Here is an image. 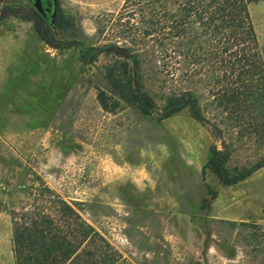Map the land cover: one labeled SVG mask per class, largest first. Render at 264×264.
I'll use <instances>...</instances> for the list:
<instances>
[{
    "label": "rangeland",
    "instance_id": "1",
    "mask_svg": "<svg viewBox=\"0 0 264 264\" xmlns=\"http://www.w3.org/2000/svg\"><path fill=\"white\" fill-rule=\"evenodd\" d=\"M7 1L26 2L0 0V7ZM144 1L56 5L71 24L63 37L126 46L137 55L144 91L159 110L148 117L126 105L115 112L99 105L97 88L106 90L111 58L87 66L76 50L48 48L29 23L0 24V264H14L11 212L29 208L45 186L81 210L125 264H264V168L234 186L203 169L211 145L230 146L235 173L260 160L262 113L219 105L224 83L209 56L213 43L203 37L189 44L197 24L186 40L144 36ZM182 2L159 0L155 7L179 14ZM248 12L263 46L264 0ZM185 91L206 123L186 108L160 119L166 102Z\"/></svg>",
    "mask_w": 264,
    "mask_h": 264
},
{
    "label": "trees",
    "instance_id": "2",
    "mask_svg": "<svg viewBox=\"0 0 264 264\" xmlns=\"http://www.w3.org/2000/svg\"><path fill=\"white\" fill-rule=\"evenodd\" d=\"M158 1L146 2L150 18L144 36H153L160 43L164 38L186 40L190 26L197 24L200 31L189 44L203 37L213 43L209 56L219 64L218 83H224L217 95L219 105L231 112L259 110L264 119V45L258 44L248 12V5L259 0H183L179 14L156 8ZM55 9L54 18L44 17L29 0L7 1L0 7V24L8 19L29 23L48 48L58 52L76 50L87 66L95 65L103 57L111 58L103 73L106 90L97 88V101L104 111L115 112L121 105L147 117L159 111L144 91L140 60L129 47L113 43L86 45L76 38L63 37L61 34L71 24L58 5ZM185 108L195 122H207L190 91L169 99L160 110V119ZM209 152L203 169L212 172L223 186L237 185L264 168L263 156L235 173L228 167L232 157L230 146L223 144L219 149L211 145ZM35 195L37 198L29 208L11 212L14 264H125L119 252L83 218L81 210L47 186Z\"/></svg>",
    "mask_w": 264,
    "mask_h": 264
},
{
    "label": "water",
    "instance_id": "3",
    "mask_svg": "<svg viewBox=\"0 0 264 264\" xmlns=\"http://www.w3.org/2000/svg\"><path fill=\"white\" fill-rule=\"evenodd\" d=\"M31 1L34 9L41 14L42 16H46V13L49 12V8L48 7H44L42 0H29ZM57 0H52L53 4H56ZM50 7V5H48ZM56 14V9L54 8L53 13H52V17H54Z\"/></svg>",
    "mask_w": 264,
    "mask_h": 264
},
{
    "label": "flooded vegetation",
    "instance_id": "4",
    "mask_svg": "<svg viewBox=\"0 0 264 264\" xmlns=\"http://www.w3.org/2000/svg\"><path fill=\"white\" fill-rule=\"evenodd\" d=\"M44 7H48L49 8V12L46 13V16H51L52 17V13L54 8H56V4L52 3V0H42ZM50 5V7L48 6Z\"/></svg>",
    "mask_w": 264,
    "mask_h": 264
},
{
    "label": "crops",
    "instance_id": "5",
    "mask_svg": "<svg viewBox=\"0 0 264 264\" xmlns=\"http://www.w3.org/2000/svg\"><path fill=\"white\" fill-rule=\"evenodd\" d=\"M12 254H13V252H12Z\"/></svg>",
    "mask_w": 264,
    "mask_h": 264
}]
</instances>
